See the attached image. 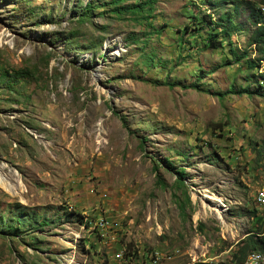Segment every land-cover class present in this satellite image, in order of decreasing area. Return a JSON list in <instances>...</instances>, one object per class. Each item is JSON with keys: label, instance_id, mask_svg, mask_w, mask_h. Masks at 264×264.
Returning <instances> with one entry per match:
<instances>
[{"label": "rangeland", "instance_id": "374dc122", "mask_svg": "<svg viewBox=\"0 0 264 264\" xmlns=\"http://www.w3.org/2000/svg\"><path fill=\"white\" fill-rule=\"evenodd\" d=\"M138 2L0 0V264H230L264 241V100L224 94L264 63L233 62L246 32L203 49L204 0Z\"/></svg>", "mask_w": 264, "mask_h": 264}, {"label": "trees", "instance_id": "16d2710c", "mask_svg": "<svg viewBox=\"0 0 264 264\" xmlns=\"http://www.w3.org/2000/svg\"><path fill=\"white\" fill-rule=\"evenodd\" d=\"M228 1L229 0H204L205 3L211 6V10L214 11L215 9H219V12L217 13V19L214 23L207 18L206 24L212 25V29L214 30L206 36L203 49L210 51L220 49L222 41H226L227 44L230 45L229 37L231 33L246 32L249 49L247 51L241 50L238 55L233 49L229 51L233 55V62L241 61L246 69L258 70L261 64L264 63V0H258L257 2L252 0H231L230 8H232V13L229 10L230 8L224 7V4H227ZM116 3H114V5ZM150 3L151 0H140V2L133 4L127 9L130 12H138L143 6ZM113 11L116 14L119 13V9ZM240 13H244V21L240 23L234 22L232 19L233 15H238ZM245 78L247 80L245 86L238 88L230 86L224 94L255 96L264 100V84L262 83V81H264V76L257 74L255 77L253 74H250L245 76ZM254 152L256 155L264 157V149L261 146H256ZM182 176L183 172L181 171L178 173V178L176 180L178 183H181ZM86 225L88 227V224ZM263 242L262 239L246 236L232 253L230 264H246L252 255L259 254L255 251L264 253ZM123 257L126 259L134 258L128 251L123 254ZM194 264L209 263L197 262ZM262 264H264V261Z\"/></svg>", "mask_w": 264, "mask_h": 264}, {"label": "bare ground", "instance_id": "6f19581e", "mask_svg": "<svg viewBox=\"0 0 264 264\" xmlns=\"http://www.w3.org/2000/svg\"><path fill=\"white\" fill-rule=\"evenodd\" d=\"M2 175L0 174V185L1 186H5L6 184H4V181H3V178L1 177ZM258 200L261 202L260 205L263 206V203H264V191H261L258 195ZM256 256V255H255ZM254 257V255H253ZM254 259V258H253ZM256 259V262H251V259L249 260V262H247L246 264H257V262L260 260L258 255L255 257Z\"/></svg>", "mask_w": 264, "mask_h": 264}]
</instances>
